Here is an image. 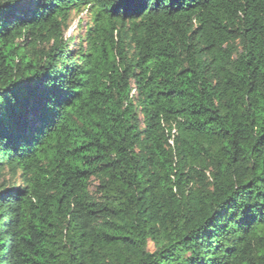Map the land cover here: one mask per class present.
Returning <instances> with one entry per match:
<instances>
[{"label": "trees", "instance_id": "trees-1", "mask_svg": "<svg viewBox=\"0 0 264 264\" xmlns=\"http://www.w3.org/2000/svg\"><path fill=\"white\" fill-rule=\"evenodd\" d=\"M0 264H264V0H0Z\"/></svg>", "mask_w": 264, "mask_h": 264}, {"label": "rangeland", "instance_id": "rangeland-1", "mask_svg": "<svg viewBox=\"0 0 264 264\" xmlns=\"http://www.w3.org/2000/svg\"><path fill=\"white\" fill-rule=\"evenodd\" d=\"M91 23L90 14L88 12L73 13V17L70 21L69 28L67 30L68 36H82L85 33V29L88 24ZM8 181L9 175H5L2 181ZM152 249V246H151Z\"/></svg>", "mask_w": 264, "mask_h": 264}]
</instances>
